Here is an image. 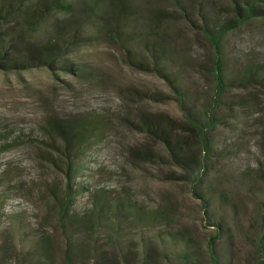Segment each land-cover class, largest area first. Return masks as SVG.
Masks as SVG:
<instances>
[{
    "label": "rangeland",
    "instance_id": "obj_1",
    "mask_svg": "<svg viewBox=\"0 0 264 264\" xmlns=\"http://www.w3.org/2000/svg\"><path fill=\"white\" fill-rule=\"evenodd\" d=\"M134 1V15L125 20L119 13L102 31L77 12L84 23L75 28L76 41L63 57L81 69H0V128L22 131L27 140L0 152V174L8 171L0 181L1 195L8 194L0 201V263L8 250L13 256L2 264H186L184 253L198 264H213L207 239L219 229L209 224L203 207L224 224L213 243L218 264H259L262 240L264 258V83L247 82L221 95L214 123L205 129L211 150L198 178L174 164L163 141L141 123L145 117L158 119L174 128L171 137L182 139V152L201 151L147 45L160 40L169 47L164 65L186 87V110L204 121L202 109L214 86L212 46L198 27L203 14H231L225 8L231 1ZM99 4L116 12L115 0ZM47 36L49 20L23 35L22 45ZM223 43L229 53L255 51L264 57V16L243 20ZM95 109L108 114L110 124L82 162L111 168L109 183L146 205L148 218L134 220L133 215L129 224L72 233L61 225L58 206L48 195L47 187L63 180L61 169L44 158L45 127L53 126L50 140L60 147L61 126ZM194 190L204 193L209 204L203 205ZM87 199L77 195L71 208L88 206ZM43 236L48 255L40 247Z\"/></svg>",
    "mask_w": 264,
    "mask_h": 264
},
{
    "label": "trees",
    "instance_id": "obj_2",
    "mask_svg": "<svg viewBox=\"0 0 264 264\" xmlns=\"http://www.w3.org/2000/svg\"><path fill=\"white\" fill-rule=\"evenodd\" d=\"M100 0H0V69L20 71L36 66L48 65L57 69L79 70L80 66L73 61L63 57L71 42H75L77 33L75 28L83 26L84 21L77 19V12L84 14L83 19L95 25L97 30L112 21L113 16L122 13L123 18H130L135 13L137 3L134 0H115L116 12H107L99 4ZM126 1V3L124 2ZM178 1V0H176ZM231 7H225L231 14H203V25L198 28L204 33L212 46V80L213 89L210 94V102L204 104L202 112L204 121L199 122L184 107L186 87L178 82L175 72L167 69L164 65L168 56V46L160 40L152 41L147 47L154 55V61L158 62L160 72L169 81L170 86L177 95L184 113L185 126L197 136V145L201 151L192 155L185 150L182 139L171 137L174 128L162 124L158 119L145 117L141 123L144 130L163 141L166 145L172 162L187 168L193 177L198 178L199 170L205 169L206 157L210 154L211 142L206 134V127L214 123V110L219 104L222 94L229 88L252 83H264V57L255 51H245L242 54L231 49L226 50L223 39L225 34L237 27L243 20L255 16H264V0H230ZM228 8V9H227ZM114 13V14H113ZM79 15V14H78ZM100 17V21L98 20ZM98 18V19H97ZM95 19V20H94ZM49 20L51 36L45 39L30 40L29 46L24 48L22 36L31 29L37 28L43 21ZM94 22L96 24H94ZM116 28V27H115ZM71 36V39L68 37ZM20 40V41H19ZM231 54V55H230ZM63 57V58H62ZM142 63V61H140ZM165 69H164V68ZM110 124V117L101 110H92L80 114L67 121L59 129L61 137L60 147L51 143V129L53 126L46 125V147L48 150L44 158L55 167L61 169L62 182H54L47 187L48 195L53 205L58 206L59 221L61 225L68 226L72 233L85 231L91 226H103L107 229L113 225L129 224L133 215L135 219L147 220V206L142 204L133 194L125 188L112 186L109 180L113 173L106 165H93L82 162V156L93 149L94 145L103 141L104 133ZM26 134L22 131L14 133L7 127L0 128V152L20 145L25 142ZM264 139V137H263ZM49 140V141H48ZM43 142V141H42ZM264 148V143H263ZM57 151L55 155L53 152ZM195 169V171H194ZM8 171L3 169L0 181L4 180V174ZM198 196L203 198L204 204L209 201L200 190H194ZM88 196V206L82 205L75 210L71 207L77 195ZM7 193L1 195L0 201L5 200ZM205 216H208L209 224H215L218 231L208 237V249L213 264H218L217 254L213 249V243L220 237L224 230L223 221L220 218L209 217L208 208H204ZM119 226V227H120ZM262 238L264 235L261 236ZM40 247L48 255L47 237H40ZM263 240L258 249L259 264H264L261 258ZM13 256L5 250L1 258L9 262ZM186 264H198L197 258L189 257ZM46 257V256H44ZM47 258V257H46ZM48 259V258H47ZM47 260L45 259V263ZM0 263V264H2Z\"/></svg>",
    "mask_w": 264,
    "mask_h": 264
}]
</instances>
